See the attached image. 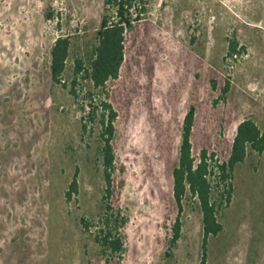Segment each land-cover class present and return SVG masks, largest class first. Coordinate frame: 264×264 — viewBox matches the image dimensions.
<instances>
[{
	"label": "rangeland",
	"instance_id": "374dc122",
	"mask_svg": "<svg viewBox=\"0 0 264 264\" xmlns=\"http://www.w3.org/2000/svg\"><path fill=\"white\" fill-rule=\"evenodd\" d=\"M143 2L120 76L101 90L75 72L111 13L106 0H0V264H106L95 227L81 223L97 224L103 203L99 118H88L100 100L117 112L113 176L127 217L120 264H200L202 214L190 196L166 256L183 121L194 107L193 155L207 149L220 162L241 121L264 131V0ZM63 36L71 50L56 84L50 52ZM230 38L245 52L229 56ZM76 169L79 190L67 202ZM232 184L206 264H264V153L248 149Z\"/></svg>",
	"mask_w": 264,
	"mask_h": 264
},
{
	"label": "trees",
	"instance_id": "16d2710c",
	"mask_svg": "<svg viewBox=\"0 0 264 264\" xmlns=\"http://www.w3.org/2000/svg\"><path fill=\"white\" fill-rule=\"evenodd\" d=\"M106 6L111 9V13L105 14L102 18L87 65L85 66L82 60H78L75 72L76 77L83 72L93 87L101 90L106 89L109 81L116 80L120 76L125 61L127 35L135 31L141 15L146 12L143 0H106ZM70 50L71 39L68 36L57 38L51 49L50 72L56 84H62ZM244 52L245 47L240 46L236 38L228 39L229 56ZM229 84L230 82L227 81L222 89L223 94L228 92ZM99 110L100 114L97 115ZM97 117L99 118L98 154L102 161L105 183L103 203L97 224L92 225L85 218H81V223L86 231H89L91 226L95 227L94 241L106 264H120L125 251L123 231L127 217L119 205V193L113 176L115 153L112 142L116 132L117 112L107 100H100L97 105L91 101L88 118L92 121ZM194 121L195 109L190 107L183 121L178 163L172 171L173 197L178 213L171 227L166 256H173V249L181 237L183 201L190 196L195 198L202 214L203 240L200 264H206L208 239L223 231L219 217L224 207L231 203L234 169L244 162L248 149L258 155L264 153V131L251 118L241 121L237 126L229 158L220 162L216 158V153L209 152L207 149H202L197 157L193 155L191 138ZM82 130L86 132V123L83 124ZM78 171L76 169L66 191L67 202L78 193Z\"/></svg>",
	"mask_w": 264,
	"mask_h": 264
}]
</instances>
